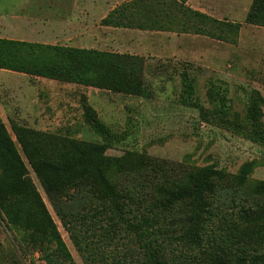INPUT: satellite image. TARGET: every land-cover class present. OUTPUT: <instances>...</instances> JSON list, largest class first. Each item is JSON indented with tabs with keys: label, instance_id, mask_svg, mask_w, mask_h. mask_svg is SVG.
I'll list each match as a JSON object with an SVG mask.
<instances>
[{
	"label": "rangeland",
	"instance_id": "rangeland-1",
	"mask_svg": "<svg viewBox=\"0 0 264 264\" xmlns=\"http://www.w3.org/2000/svg\"><path fill=\"white\" fill-rule=\"evenodd\" d=\"M139 2L140 0H132L119 7L134 3L137 6ZM53 3L61 7L68 5L65 0ZM48 4V0H0V13L51 14L53 11L46 7ZM141 7L140 5L138 9L141 10ZM183 7L188 9L184 5ZM68 10L66 8L56 12L59 14ZM124 23L118 22L122 24L120 27H124ZM152 41L150 44L153 45ZM163 44L162 40L155 45L164 49ZM222 47V44L216 42L212 44L217 55L224 52L222 60L226 62L223 64L221 58L214 59L209 67L195 65L188 54H175L169 47L164 50L135 51L137 54L134 55L145 59L144 82L148 96L144 98L74 84L65 88L70 99L64 115L66 122L43 132L79 141L102 143V139L83 120L82 105L87 104L95 110L99 121L112 133L107 155L121 156L130 151L143 155L146 159L140 173L123 175L118 182L123 195L121 202L127 201L126 195L129 194L134 201L140 203L122 207L121 219L115 216L109 205L101 203L98 194L83 187L63 198L59 208L64 217L62 222L47 200L39 181L29 170V176L56 224L73 264L136 263L142 251L136 240L138 230L135 224L143 220L154 225L157 241L163 247H168V255L172 256L173 253L189 264H202L203 252L187 246L181 240L180 223L188 213L185 207L181 205L169 214H162L154 209L152 203L158 187H172L184 175L206 166L221 169L223 179L215 183L216 191L210 205L213 216L202 232V249L209 250L214 243L220 242L235 252L237 244L232 247L230 241L224 240V237L231 236V233L238 235L243 229L239 222V212L254 207L252 202L256 198L250 195L249 189L254 182L264 181V148L235 135L213 120V107L208 104L206 93L209 83H213L215 89L223 93L227 100V116L224 119L243 126L249 94L257 90L264 98V53L254 55L250 60L243 58L239 62L235 49L229 48L226 51ZM100 51L129 54L119 49ZM252 60L254 63L248 62ZM226 64L230 66L226 67ZM16 75L19 74L0 72V120L13 140L10 124H22L26 120L32 122L37 118V113L30 106L28 114H22L17 106L15 109L11 88L21 84L23 96L29 100L34 96V101L37 90L44 88L48 90V95L54 92L50 99L55 107L58 102L55 99L56 93L60 90L58 85H63L61 82L42 80L34 87L30 78ZM182 80L189 82L193 88V95L186 104L181 100ZM29 100L27 104L30 103ZM262 112L264 120V106ZM247 162L253 164L251 173L244 185L238 187L235 176ZM231 228L232 231L229 230ZM245 249L250 253L251 248ZM30 262L40 264L39 254L27 246L21 247L19 235L14 230H9L0 220V264Z\"/></svg>",
	"mask_w": 264,
	"mask_h": 264
},
{
	"label": "trees",
	"instance_id": "trees-1",
	"mask_svg": "<svg viewBox=\"0 0 264 264\" xmlns=\"http://www.w3.org/2000/svg\"><path fill=\"white\" fill-rule=\"evenodd\" d=\"M139 3L137 6L134 3L114 9L102 20V24L120 27L122 24L118 22H125L123 26L127 27L135 21L129 20L126 13L138 7ZM175 14V17H170L175 23H180L183 32L191 31L219 41L235 42L238 24L219 22L184 8L183 4H176ZM172 19L168 20L171 25ZM245 23L264 28V0H252ZM0 69L129 97L148 96L144 82L145 59L138 55L0 39ZM206 94L208 104L213 107V120L235 135L264 148V98L259 91L253 90L249 94L243 126L224 119L227 116V100L213 83H209ZM192 95L191 84L182 80V103L186 104ZM82 110L85 124L102 139V143L74 140L11 123L13 140L0 120V220L19 235L21 247L27 246L39 254L40 264H73V261L29 176V170L39 181L62 222L64 217L59 211L62 200L78 188L93 190L99 195L101 203L109 205L119 219L122 218V207L140 205L129 194L126 195L127 201L121 202L123 195L118 182L123 175L140 173L146 159L130 151L121 156L107 155L112 138L110 129L99 121L89 105L83 104ZM252 167V162L242 165L235 176L238 187L244 185ZM222 179L221 169L213 166L198 168L184 175L172 187H158L152 205L162 214H169L181 205L185 207L188 213L180 223L181 240L203 252L202 264H264L262 180L254 182L249 189L250 195L256 198L252 202L253 209L239 212L243 229L238 235L231 233V236L224 237L232 247L237 244L236 253L220 242L214 243L209 250L202 249L201 235L213 216L210 205L216 191L215 183ZM135 226L138 230L136 240L142 252L134 264H189L173 253L172 256L167 254L168 247L157 241L152 223L143 220ZM245 247L251 248L250 253Z\"/></svg>",
	"mask_w": 264,
	"mask_h": 264
},
{
	"label": "crops",
	"instance_id": "crops-1",
	"mask_svg": "<svg viewBox=\"0 0 264 264\" xmlns=\"http://www.w3.org/2000/svg\"><path fill=\"white\" fill-rule=\"evenodd\" d=\"M60 1L62 0H48L50 4L46 7L52 8L51 14L4 15L0 13V39L85 50L119 49L131 55L137 54L135 51L163 49L155 45L163 40L165 48L173 49L175 54L185 56L188 54L191 62L205 67L212 65L214 59L221 58L222 60L224 56V52L217 55L218 53L212 49V44L215 42L222 44L224 46L222 49L226 51L229 48L235 49L236 59L239 62L243 58L250 60L254 55L264 53V28L245 23L252 0H140L138 7L141 5V10L135 6L126 13L129 20L135 21L127 27L104 25L101 21L121 4L132 0H65L68 5L64 4L62 7L56 3L52 4V2ZM176 4H183L191 11L219 22L238 24L239 30L235 42L219 41L191 31L183 32L180 23H175L171 18L176 16ZM66 8L69 9L68 12L59 14L56 12L66 10ZM169 19H172V25L169 24ZM137 24L143 27L139 28ZM151 40H153V45L150 44ZM222 61L223 64L226 62ZM248 62L254 63L253 60ZM1 70L0 72L4 74H19L16 76L30 78L31 85L34 87L42 80H47ZM61 84L63 85H58L60 90L56 93L55 99L57 98L58 102L55 107L52 106L53 100L50 99L54 92L48 95V90L44 88L37 90L34 98L36 101H34V96L30 100L23 96L21 84L14 85L10 90L13 92L14 108L16 109L17 106L22 114H28L27 111L30 109L34 111V108L37 113V118L32 122L25 119L26 122L21 121V123L42 131L64 124L66 107L70 104L65 88L70 84ZM28 100L29 104H27ZM53 124L55 125L52 126Z\"/></svg>",
	"mask_w": 264,
	"mask_h": 264
}]
</instances>
